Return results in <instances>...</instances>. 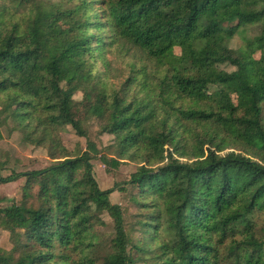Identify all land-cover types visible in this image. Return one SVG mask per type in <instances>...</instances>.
Returning a JSON list of instances; mask_svg holds the SVG:
<instances>
[{"label": "trees", "instance_id": "obj_1", "mask_svg": "<svg viewBox=\"0 0 264 264\" xmlns=\"http://www.w3.org/2000/svg\"><path fill=\"white\" fill-rule=\"evenodd\" d=\"M77 93L112 157L73 117ZM3 129L52 164L0 178L24 179L23 202L0 198V264H264V0H0ZM99 158L137 170L102 189ZM133 187L140 239L111 202Z\"/></svg>", "mask_w": 264, "mask_h": 264}, {"label": "rangeland", "instance_id": "obj_2", "mask_svg": "<svg viewBox=\"0 0 264 264\" xmlns=\"http://www.w3.org/2000/svg\"><path fill=\"white\" fill-rule=\"evenodd\" d=\"M20 20L23 19L22 16L18 17ZM260 32V27H254L248 30V36H255ZM243 45L242 36L235 37L230 46L233 49H239L241 51V56L244 57L245 54L241 50ZM259 57V55H257ZM117 68L118 63L114 64ZM225 70L232 71L233 67L225 66ZM115 76H119L114 72ZM121 79H116V82H120ZM83 95L82 93H77L71 103L70 110L75 119H85L88 121L89 128V139L93 141L98 150L100 151V156H110L109 146L112 144L113 137L109 135H102L100 131V123L95 118L87 116L85 107L82 103ZM18 127V126H17ZM62 138L65 145L71 151L82 150L86 148L87 139L78 137L71 128L62 133ZM99 156V157H100ZM112 157V156H110ZM100 159V158H99ZM95 160L94 172L95 178L102 189H110L118 184L128 182L132 173L137 170V166L131 162L120 163L117 167L111 166L107 167L102 161ZM5 163L4 167L2 164ZM52 164V160L48 156L47 150L40 147H32L24 144L21 141V135L18 131L9 135L5 129L1 131L0 136V178L8 177L15 172H27L34 170H42L47 168ZM24 179H20L16 182L2 184L0 185V198L2 199V206H8L12 203H21L24 199L23 193ZM137 189H129L126 193H114L111 196L112 204H119L125 210V220L126 229L128 234L132 236L133 239H140L142 234L138 231L139 226L137 222H140L147 215V211H142L137 208L131 201V197L136 196ZM103 219L105 220L107 226L98 228L97 231L103 237H108L113 235V223L112 219L107 215L103 214ZM161 237L164 240H169L171 235L165 229L161 228ZM0 247L6 251H10L13 245L10 241V235L8 232L0 229Z\"/></svg>", "mask_w": 264, "mask_h": 264}]
</instances>
